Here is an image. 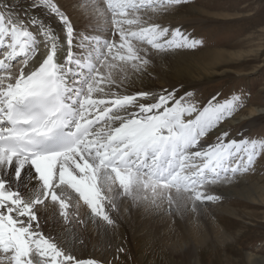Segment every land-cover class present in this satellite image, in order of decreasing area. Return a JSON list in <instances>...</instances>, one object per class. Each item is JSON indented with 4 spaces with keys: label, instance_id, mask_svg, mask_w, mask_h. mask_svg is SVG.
<instances>
[{
    "label": "snow or ice",
    "instance_id": "1",
    "mask_svg": "<svg viewBox=\"0 0 264 264\" xmlns=\"http://www.w3.org/2000/svg\"><path fill=\"white\" fill-rule=\"evenodd\" d=\"M188 2L77 0L92 25L84 32L59 0H32L41 14L23 18L0 6V264H109L86 252L76 225L115 229L125 203L197 212L220 199L207 186L232 183L264 155V138L223 127L241 95L129 90L152 50L202 44L145 19ZM49 209L71 241L45 231Z\"/></svg>",
    "mask_w": 264,
    "mask_h": 264
},
{
    "label": "rangeland",
    "instance_id": "2",
    "mask_svg": "<svg viewBox=\"0 0 264 264\" xmlns=\"http://www.w3.org/2000/svg\"><path fill=\"white\" fill-rule=\"evenodd\" d=\"M5 4L12 6L16 17H27L29 10H38L29 7L32 0H0V6ZM148 16H152L149 22L161 23L172 30L180 27L190 38L202 41L195 50L177 49L166 53L152 50L155 61L160 62L158 68H153L152 63L148 68L150 81L157 84L155 89L159 88L153 92L169 89L171 86L178 94H183L186 90L192 91L197 101H206L213 95L221 98L241 95L243 107L223 127L237 138L244 131L245 137L254 139L256 130L262 127L264 129V115L250 119V116H246L247 112L245 115L244 112L252 106L264 108V0H189L172 13H149L145 19ZM73 24L77 29V25ZM216 51L223 53L220 57H215L213 55L217 54ZM232 52L244 54L239 59L231 57ZM206 53L209 54L204 60L202 55ZM195 63L199 65V69L195 66L187 67L188 64L192 66ZM186 69L197 77L195 81L189 80ZM230 70L235 75H245L238 77L228 74ZM178 74L184 77L178 80L175 77ZM174 79H177L174 81L176 84L165 86L168 80ZM234 122L239 125L233 126ZM251 123L256 130H252L250 134L247 130H251ZM262 133L255 139L264 138V130ZM241 177H247L245 186L256 183L264 186V155L257 158L252 171L238 176L234 181ZM230 205L237 210L239 218L236 220L221 215L219 220L233 239L224 244L207 239L197 248L195 264H253L249 254L264 257V208L243 199H233ZM78 214L83 219L88 216V210L82 202ZM175 227L180 230L181 235H186L184 225L177 224ZM110 230L113 238H116L113 247L106 243H92L87 237L86 252L108 261L109 264H194L181 253L166 249L162 241L153 236L143 235L138 230L129 231L122 224ZM85 231L88 232L87 229ZM89 233L95 237L96 233L92 230Z\"/></svg>",
    "mask_w": 264,
    "mask_h": 264
},
{
    "label": "bare ground",
    "instance_id": "3",
    "mask_svg": "<svg viewBox=\"0 0 264 264\" xmlns=\"http://www.w3.org/2000/svg\"><path fill=\"white\" fill-rule=\"evenodd\" d=\"M59 2L69 12L73 22L77 25L78 30L82 32H84L85 30L91 31L92 25L90 24L89 19L86 16L81 15L80 10L76 8L77 0H59ZM26 14L27 16L33 14L39 16L41 13L39 12V10H29ZM51 22L55 26L56 31L62 35V30L59 24L55 22L54 18ZM216 52L217 54L214 53L213 55L215 57H220L223 53L222 51ZM153 54L155 53L151 51L150 56L152 59V67L158 68L160 62L155 61L156 58ZM207 54L209 53L202 55L204 60L207 59ZM243 54L244 53L232 52L231 57L241 59L243 57ZM193 66L199 69V65L197 63L192 66L189 64L187 65V67ZM187 72L189 73V75H187V77H189V80L191 82L195 81L197 77H195L190 70H187ZM229 72L230 73L228 74L235 75V73H233L231 70ZM241 75H245V73H239L235 76L240 77ZM175 77L179 80L181 77L184 76L178 74ZM175 80L177 79L168 80L165 83V86L168 87L169 85L176 84L174 83ZM155 85L157 84H155L153 81H150L148 75H144L139 80H136V82L130 86L129 90L155 91L159 89H155ZM171 88L173 87L170 86L169 90ZM246 112V116H250V119H254L256 117L260 118L261 115H264V108L252 106L244 112V115ZM238 125V123L234 122L233 126L237 127ZM250 127L251 130L247 131L251 134L252 130L254 131L256 129H253L254 126L252 123L250 124ZM263 130L264 129L262 127L261 129L256 130V134H252H254L253 136L256 138L263 132ZM245 134L246 132L243 131L241 135L245 136ZM246 181L247 177H241L240 179L233 181L230 184H218L207 186V191H209L211 194L218 195L220 199L216 202H207L205 205L200 206V209L197 212L184 211L181 213H172L165 210L167 205H163L160 208H155L151 205H131L129 203H125L120 208L119 214L116 215L117 223L124 225V228L129 231L132 229L138 230L142 232L143 235L148 234L156 239H160L165 245L166 249H169L173 253H181L184 258H189L192 263L195 264L197 262V248L198 246L204 244L207 239L210 238L213 241H219L221 244H224L227 241L233 239V237L227 232V229L221 224L219 220V217L221 215H227L236 220L239 218L237 210L230 205L231 200L243 199L252 205L262 206L264 208V186H259L258 183L245 186ZM52 211H54V209H49L48 211L41 213L42 224L45 231H50L53 234L58 235V237L61 239L71 241L73 239L71 232L66 231L64 226L56 223L54 220L48 219ZM70 211H75V208L70 209ZM177 224L184 225L183 229L186 235L180 234V230L175 227ZM90 230L96 233L94 235L95 237H93L92 234L89 233ZM72 231H75L77 235L82 237L84 240L89 237L92 243H106L111 247H113L114 240L116 239L113 238L114 235H112V231L110 229L105 231V228L101 227L98 230L93 225H89L87 227L88 232H86L81 225H76V228ZM85 242L86 244H88L87 240H85ZM76 246L77 248L80 247L79 244H77ZM249 255L253 264H257V262H259V264H264V257L254 256L253 254Z\"/></svg>",
    "mask_w": 264,
    "mask_h": 264
}]
</instances>
